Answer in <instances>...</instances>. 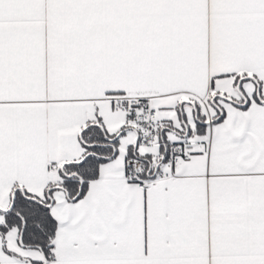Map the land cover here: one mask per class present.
<instances>
[{
  "label": "snow or ice",
  "instance_id": "obj_1",
  "mask_svg": "<svg viewBox=\"0 0 264 264\" xmlns=\"http://www.w3.org/2000/svg\"><path fill=\"white\" fill-rule=\"evenodd\" d=\"M0 264H264V0H0Z\"/></svg>",
  "mask_w": 264,
  "mask_h": 264
}]
</instances>
